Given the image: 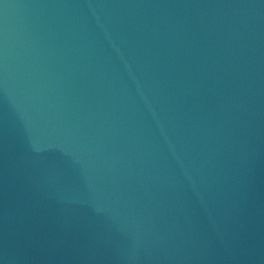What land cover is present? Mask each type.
Listing matches in <instances>:
<instances>
[{
	"label": "water",
	"instance_id": "obj_1",
	"mask_svg": "<svg viewBox=\"0 0 264 264\" xmlns=\"http://www.w3.org/2000/svg\"><path fill=\"white\" fill-rule=\"evenodd\" d=\"M0 264H264V0H0Z\"/></svg>",
	"mask_w": 264,
	"mask_h": 264
}]
</instances>
